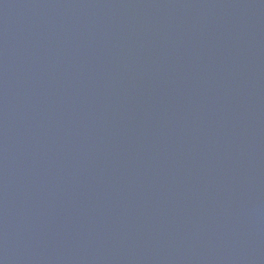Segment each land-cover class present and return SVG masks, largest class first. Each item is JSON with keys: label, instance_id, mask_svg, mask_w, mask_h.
Returning a JSON list of instances; mask_svg holds the SVG:
<instances>
[{"label": "water", "instance_id": "1", "mask_svg": "<svg viewBox=\"0 0 264 264\" xmlns=\"http://www.w3.org/2000/svg\"><path fill=\"white\" fill-rule=\"evenodd\" d=\"M0 264H264V0H0Z\"/></svg>", "mask_w": 264, "mask_h": 264}]
</instances>
